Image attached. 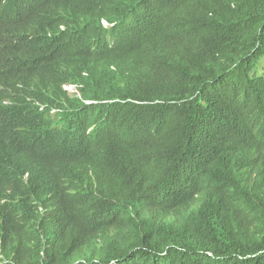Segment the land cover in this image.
Masks as SVG:
<instances>
[{
  "label": "trees",
  "instance_id": "16d2710c",
  "mask_svg": "<svg viewBox=\"0 0 264 264\" xmlns=\"http://www.w3.org/2000/svg\"><path fill=\"white\" fill-rule=\"evenodd\" d=\"M9 32L0 264H264V0H64L58 24ZM83 45L100 74L75 56L56 80L50 62ZM20 146L63 154L62 190L26 194Z\"/></svg>",
  "mask_w": 264,
  "mask_h": 264
},
{
  "label": "clouds",
  "instance_id": "9594fccd",
  "mask_svg": "<svg viewBox=\"0 0 264 264\" xmlns=\"http://www.w3.org/2000/svg\"><path fill=\"white\" fill-rule=\"evenodd\" d=\"M63 9L64 0H0V38L3 39L8 34H13L9 32L11 27L16 28L22 35H33L47 30L61 21ZM102 24L106 29L110 27V24L105 21ZM106 36L110 48L118 54L129 42V40L118 39L113 35ZM75 56H77L75 67L82 78L93 79L103 70L102 55L91 51L88 45L75 46L67 55L50 62V72L56 80H64L72 58ZM21 59L24 60L22 56ZM86 85L91 87L89 83ZM62 87L69 94L80 96L83 85L63 82ZM47 151L48 155H42L37 150L20 146L8 158L10 164L19 172L22 189L31 198L54 195L64 187V156L48 149ZM74 262V264H79L81 259Z\"/></svg>",
  "mask_w": 264,
  "mask_h": 264
},
{
  "label": "rangeland",
  "instance_id": "374dc122",
  "mask_svg": "<svg viewBox=\"0 0 264 264\" xmlns=\"http://www.w3.org/2000/svg\"><path fill=\"white\" fill-rule=\"evenodd\" d=\"M254 73H256L257 76L264 77V57L256 65Z\"/></svg>",
  "mask_w": 264,
  "mask_h": 264
},
{
  "label": "bare ground",
  "instance_id": "6f19581e",
  "mask_svg": "<svg viewBox=\"0 0 264 264\" xmlns=\"http://www.w3.org/2000/svg\"><path fill=\"white\" fill-rule=\"evenodd\" d=\"M247 153V152H246ZM0 155H2V154H0ZM62 223V222H61ZM2 224V223H1Z\"/></svg>",
  "mask_w": 264,
  "mask_h": 264
}]
</instances>
